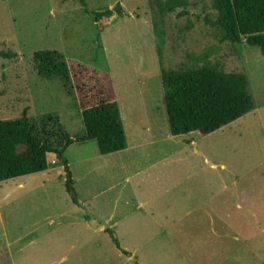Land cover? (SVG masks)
Wrapping results in <instances>:
<instances>
[{
    "label": "rangeland",
    "instance_id": "1",
    "mask_svg": "<svg viewBox=\"0 0 264 264\" xmlns=\"http://www.w3.org/2000/svg\"><path fill=\"white\" fill-rule=\"evenodd\" d=\"M117 5L121 15L114 14L104 24L93 20L94 11ZM217 16L214 0H187L186 8L164 18L151 0H0V52L11 55L0 57V122L25 114L39 123L52 116L70 138L85 134L77 101L59 80L37 74L33 54L46 50L108 73L120 110L125 108L129 124L144 131L159 127L170 132L161 69L209 64L225 73H243L255 102V111L234 127L203 142L196 133L186 137L204 148L212 166L198 169L204 160L193 158L197 172L192 182L199 184L204 177L212 184L211 235L208 225L197 220L190 233L159 236L152 218L144 231L130 235L124 229L113 235L127 252L123 255L106 232L80 225L73 229L69 223L79 221L82 213L86 216L80 204L101 192L103 201L112 198L113 193L106 191L114 182L110 175L92 171L100 156L96 142H75L65 151L67 171L58 162L46 172L0 183V264H189L190 247L202 246L205 233L214 248L225 244L226 254L232 250L243 257L238 264H256L258 255L264 259V250H252L264 248V55L245 38L239 44L221 42L213 26ZM20 180L26 184L22 189L17 187ZM153 208L157 214L165 210ZM47 217L53 218L55 227H46ZM133 217L131 231L139 227L137 215ZM60 222L65 226L60 228ZM31 227L38 234H31ZM216 233H222L221 238ZM235 233L238 238L233 242ZM77 238L80 248H71Z\"/></svg>",
    "mask_w": 264,
    "mask_h": 264
},
{
    "label": "trees",
    "instance_id": "2",
    "mask_svg": "<svg viewBox=\"0 0 264 264\" xmlns=\"http://www.w3.org/2000/svg\"><path fill=\"white\" fill-rule=\"evenodd\" d=\"M161 18L187 7V0H151ZM82 2V1H81ZM83 3V2H82ZM221 42L239 44L243 38L264 55V0H214ZM122 9L102 8L91 13L98 24L106 23ZM0 57L11 55L0 52ZM37 74L48 81L59 80L68 96L77 101L85 134L72 139L57 118L46 116L33 123L22 119L0 122V183L43 173L51 158L67 171L65 151L75 142L95 141L106 156L127 147L124 126L110 75L76 61L65 60L56 51L33 54ZM164 106L170 134L182 137L196 133L206 138L255 111L249 82L243 73H225L206 64L200 68L170 71L161 69ZM70 184V179L67 184ZM88 218V217H87ZM117 250V237L105 230Z\"/></svg>",
    "mask_w": 264,
    "mask_h": 264
},
{
    "label": "crops",
    "instance_id": "3",
    "mask_svg": "<svg viewBox=\"0 0 264 264\" xmlns=\"http://www.w3.org/2000/svg\"><path fill=\"white\" fill-rule=\"evenodd\" d=\"M120 115L126 137V149L106 156H96L95 160L98 159L99 163L97 166L93 165L92 170L101 171L102 175H110L114 179V182L109 184L108 191H106L112 192L113 196L103 201L105 193L101 192L94 197L85 199L83 201L84 207L95 216L105 220L109 229L116 236L124 229L126 230L125 233L130 235L135 233L136 230L144 231L142 228L149 226L152 218L156 220L154 226L159 236L170 233L176 237L190 233V225L193 226L197 220L208 225L210 230L208 235H211L214 215L211 211L212 184L204 177L199 180V184L192 182L197 172V168H194L193 158L199 160L201 156L204 160L203 164L198 166V169H205L209 164L204 148L197 146L193 139L187 140V135L173 137L170 132L167 133L159 127L156 130L147 127L145 128L146 133L139 126H132L129 124V114L125 108L122 111L120 110ZM126 121L127 126L125 125ZM237 122L235 123L237 124ZM234 125L228 127H234ZM206 138H201V141H205ZM51 160L54 161V164L58 163L56 158H51ZM208 166L212 168L210 164ZM117 178H119V181L116 180ZM28 179L32 180L33 178ZM25 186L26 184L22 180L17 185L20 189ZM100 199H102V202L98 203L97 201H100ZM153 206L159 209L165 208V210L157 214L153 212L155 210ZM106 208L109 211L104 212L103 209ZM118 215L120 219L115 217ZM134 215H137L135 223L139 227H134L135 230L131 231L128 224L133 222ZM59 219L61 218L59 217ZM45 220L43 223L46 224V227L51 229L56 226L53 218L47 217ZM69 224L73 226V229L78 228L80 225L86 230H96L93 232L100 234L105 233V229L101 224L87 218L83 213L80 214L79 221ZM96 224L98 226H95ZM39 225L40 222L37 223V226ZM57 225L60 228L65 226L62 222L57 223ZM187 225L189 226L188 229L186 228ZM53 232L56 233L54 230ZM53 232L51 231V234ZM30 233L38 234L35 232L34 227L30 228ZM48 233L50 235V232ZM236 233L231 238L233 242L237 241ZM220 234L222 233H216L219 238H221ZM206 235L207 233L204 234L202 246L193 245L190 247L192 249L189 251V264H238L243 259V257L239 258L237 254L231 253L232 250L229 252L227 250L226 254L225 244L214 248L210 242L207 243ZM222 236L227 237L226 234ZM233 242L230 244H233ZM245 243L241 245V251L245 249ZM234 246L232 245L231 248L233 249ZM247 247L251 248L252 246L248 243ZM71 248H80L78 238L75 243H72ZM252 250L263 251L264 248ZM260 256L258 255L257 259L260 264H264V259ZM259 261L256 264H259Z\"/></svg>",
    "mask_w": 264,
    "mask_h": 264
},
{
    "label": "water",
    "instance_id": "4",
    "mask_svg": "<svg viewBox=\"0 0 264 264\" xmlns=\"http://www.w3.org/2000/svg\"><path fill=\"white\" fill-rule=\"evenodd\" d=\"M71 196L75 197V193L72 191L71 192ZM80 207L83 209V211L85 212L86 216L94 221H96L97 223L101 224L103 226V228L105 230L109 229V226L107 224V222L97 216H95L94 214H92L89 210H87L86 207H84L82 204H80Z\"/></svg>",
    "mask_w": 264,
    "mask_h": 264
},
{
    "label": "built area",
    "instance_id": "5",
    "mask_svg": "<svg viewBox=\"0 0 264 264\" xmlns=\"http://www.w3.org/2000/svg\"><path fill=\"white\" fill-rule=\"evenodd\" d=\"M52 164H54V161H52Z\"/></svg>",
    "mask_w": 264,
    "mask_h": 264
}]
</instances>
